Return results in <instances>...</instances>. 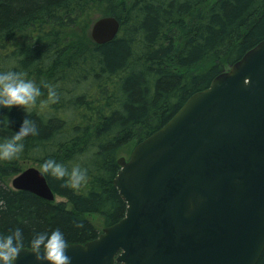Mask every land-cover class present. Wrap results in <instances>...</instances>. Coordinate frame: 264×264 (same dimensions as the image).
<instances>
[{
    "label": "trees",
    "instance_id": "obj_1",
    "mask_svg": "<svg viewBox=\"0 0 264 264\" xmlns=\"http://www.w3.org/2000/svg\"><path fill=\"white\" fill-rule=\"evenodd\" d=\"M120 1L122 10H106ZM98 13L121 23L104 45L89 37ZM263 40L264 0H0V71L53 83L60 96L30 110L39 135L26 138L19 158L0 161V232L21 228L28 249L35 232L56 227L68 244L98 238L127 211L114 186L121 150L130 146L131 155ZM25 116L21 107L0 110V138L13 135ZM49 157L87 166L88 184L73 190L45 174L61 202L8 184L22 163L41 169Z\"/></svg>",
    "mask_w": 264,
    "mask_h": 264
},
{
    "label": "water",
    "instance_id": "obj_2",
    "mask_svg": "<svg viewBox=\"0 0 264 264\" xmlns=\"http://www.w3.org/2000/svg\"><path fill=\"white\" fill-rule=\"evenodd\" d=\"M121 30L98 19V45ZM114 179L125 217L86 244L72 264H258L264 252V40L192 95L160 130L118 160ZM15 190L55 201L37 167ZM14 264H38L23 248ZM47 264V262H45Z\"/></svg>",
    "mask_w": 264,
    "mask_h": 264
},
{
    "label": "clouds",
    "instance_id": "obj_3",
    "mask_svg": "<svg viewBox=\"0 0 264 264\" xmlns=\"http://www.w3.org/2000/svg\"><path fill=\"white\" fill-rule=\"evenodd\" d=\"M42 88L47 89V98L42 99ZM60 96L57 85L28 78L27 73L13 69L0 71V110L21 107L26 116L18 130L8 137L0 138V161L17 159L25 150V140L30 136L39 135L36 123L30 118V110L38 106L55 104ZM10 123V121L8 122ZM85 156L80 155L79 160ZM44 174L54 180L62 181V186L80 190L90 179L89 168L80 162L65 164L53 157L44 159L41 164ZM4 201H0L3 205ZM77 228L83 227L77 223ZM25 245V235L21 228L0 232V264H14ZM31 252L38 264H72V258L67 254L68 241L64 231L56 227L51 231L35 232L30 241Z\"/></svg>",
    "mask_w": 264,
    "mask_h": 264
},
{
    "label": "rangeland",
    "instance_id": "obj_4",
    "mask_svg": "<svg viewBox=\"0 0 264 264\" xmlns=\"http://www.w3.org/2000/svg\"><path fill=\"white\" fill-rule=\"evenodd\" d=\"M123 1H125V0H123ZM121 2H122V1H120V3H119L117 6H114V7H108L106 10H108L109 12H118V11L122 10L123 7H122V5H121ZM121 15H123V14H121ZM103 17H106V16L104 15V13H98V14L95 16V19H94L93 21L96 22V20H98V19H100V18H103ZM95 22H94V23H95ZM94 23L92 22V23L89 25V29H88V31H89V37H90L91 40H92V38H91V36H90V32H91V28H92V26H93ZM83 29H84V28H83ZM83 29H82V28H78V29H76V32L78 33L79 38H80V34L83 33ZM87 41H88V39H87V34H86V35L82 38V42H83V43H86ZM130 149H131L130 146L124 147V148L121 150L120 154H119V159L122 158V157L129 158V157H130V156H129V155H130V154H129ZM21 166H22V169H23V170L28 169V168H30V167H37V168L40 169V166L35 165V164H33V163H30V162H24V163L21 164ZM14 178H15V177H14ZM14 178H12V179H7V182H8V184H9L10 186H12V181H13ZM61 201H64V199H62V198H60V197H56V198H55V202H61ZM95 221L97 222V224H98L99 226L101 225V223H100V218H99V217H96Z\"/></svg>",
    "mask_w": 264,
    "mask_h": 264
},
{
    "label": "bare ground",
    "instance_id": "obj_5",
    "mask_svg": "<svg viewBox=\"0 0 264 264\" xmlns=\"http://www.w3.org/2000/svg\"><path fill=\"white\" fill-rule=\"evenodd\" d=\"M107 17V16H106ZM97 21V20H96ZM257 46V45H256ZM54 193V192H53ZM78 244V243H77Z\"/></svg>",
    "mask_w": 264,
    "mask_h": 264
}]
</instances>
